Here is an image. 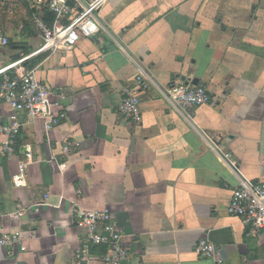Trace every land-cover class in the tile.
<instances>
[{"label":"crops","instance_id":"0c3cea01","mask_svg":"<svg viewBox=\"0 0 264 264\" xmlns=\"http://www.w3.org/2000/svg\"><path fill=\"white\" fill-rule=\"evenodd\" d=\"M96 17V36L40 53L45 6L0 0V69L34 54L24 67L66 113L49 131L18 115L15 156L0 160V239L15 238L0 264H78L77 216L102 210L122 230L121 264H211L195 254L202 239L222 264H264V243L226 212L240 185L264 183V0H109ZM178 85L209 102L174 110ZM132 88L138 120L118 111ZM12 114L0 103L1 122ZM109 253L92 246L90 264Z\"/></svg>","mask_w":264,"mask_h":264},{"label":"built area","instance_id":"2783aa9c","mask_svg":"<svg viewBox=\"0 0 264 264\" xmlns=\"http://www.w3.org/2000/svg\"><path fill=\"white\" fill-rule=\"evenodd\" d=\"M39 2L51 16L50 24L40 19L36 21L42 42L37 52L41 53L71 49L81 39L96 36L101 29L96 13L100 12L109 0H39ZM8 45L9 40L0 29V46ZM33 55L24 56L0 69V103L13 113L7 122L0 121V137L5 138V141L0 143V160H9L15 156V138L21 125L18 120L19 114H24L28 119L42 120L45 131L52 130L66 119V113L52 99V93L39 81L35 71L24 67L25 62ZM141 82L142 80L137 78V83ZM138 89L128 90L118 107L124 119H139ZM165 98L177 111L198 108L209 102L205 89L187 85L172 87L166 92ZM76 146L78 145L75 142H66L63 151L68 153ZM26 158L30 159L31 155L27 153ZM11 181L14 188L25 186V165H20ZM226 212L230 216L242 219L250 228L249 235L260 238L264 243V183L240 185L232 192ZM2 217L0 214V221ZM77 223L86 229V236L78 250V264H90L89 249L100 244H107L110 248V253L101 257L104 263L121 264L126 258L121 246L122 230L112 220L108 210L80 213L77 216ZM14 241V237L4 236L0 239V244H12ZM194 250L197 256L210 260L211 264H222V259L216 255L214 246L208 241L199 240Z\"/></svg>","mask_w":264,"mask_h":264}]
</instances>
